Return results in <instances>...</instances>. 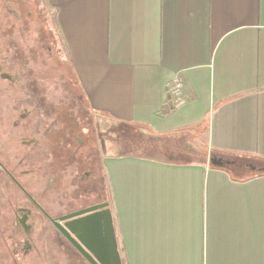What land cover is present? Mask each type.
<instances>
[{"label": "crops", "instance_id": "obj_1", "mask_svg": "<svg viewBox=\"0 0 264 264\" xmlns=\"http://www.w3.org/2000/svg\"><path fill=\"white\" fill-rule=\"evenodd\" d=\"M39 1L89 111L137 135L103 158L123 264H264V0Z\"/></svg>", "mask_w": 264, "mask_h": 264}, {"label": "flooded vegetation", "instance_id": "obj_2", "mask_svg": "<svg viewBox=\"0 0 264 264\" xmlns=\"http://www.w3.org/2000/svg\"><path fill=\"white\" fill-rule=\"evenodd\" d=\"M32 12L29 0H0V264H20V259L31 255L48 257L53 250L56 256V252H65L63 242L90 264L56 225L64 224L61 217L75 211L58 214L51 207L67 205L61 173L65 175L74 166L79 152L88 164L83 175L76 171L71 179L78 196L67 201L68 205L78 197L89 199L87 205H110V201H91L103 192L95 139L92 142V137L75 134L66 137L60 132L61 121L57 117L56 122L51 121L44 87L30 72L26 58L31 47L24 28H28L25 18ZM16 33L22 39L20 47ZM90 125L87 129L91 130ZM101 167L104 169L103 159ZM60 190L58 198L52 195Z\"/></svg>", "mask_w": 264, "mask_h": 264}, {"label": "rangeland", "instance_id": "obj_3", "mask_svg": "<svg viewBox=\"0 0 264 264\" xmlns=\"http://www.w3.org/2000/svg\"><path fill=\"white\" fill-rule=\"evenodd\" d=\"M29 2H31L33 12L30 18H25L28 28L26 27L24 29L27 34L26 42L31 47V50L28 51V57L26 58L30 72L33 76L37 77L40 84L43 85L48 104L51 107V121L54 120L56 122V117L60 119V132L63 130V134H65L66 137L75 134V137L79 136L83 139L92 137V142H94L95 139L97 146V168L99 169L98 172H101L102 175L100 176V182H103V187L101 189L103 192L99 193L98 196L91 201L101 202L103 199L110 201L111 188L110 185L107 184L105 172H103L104 169L101 167V161L106 154L107 140H110V142L112 139L115 142H126L131 139L133 142L138 141L137 135L131 134L128 136L130 133L122 132L120 129L118 131L114 130L110 121L105 118L97 117V115L89 111L86 98H82L83 91L79 86L70 59L61 45H59L56 29H54V26L51 24L52 17L49 18L48 22H45V17L40 16L43 15L40 13L41 9H39L40 1L29 0ZM42 34V38H39ZM15 38L20 47V45H22V39L19 33L15 34ZM24 44L26 45V43ZM75 94L78 95V97ZM88 123L91 124L92 131L87 129ZM75 145L80 147L76 142ZM138 147L139 146L131 143L126 145L125 149L133 152H140L141 149ZM83 149H85L84 146H82L81 151H83ZM81 154L80 152L77 154L76 161H74L76 163L71 168L69 167L70 171L68 169L66 170L65 175H67V177L61 173V186L64 189L63 196L65 204L67 205H51L53 211L58 212V214H66L69 210L76 211L93 206L87 205L89 199L86 200L80 197L76 198L77 200L74 204L71 201L72 205H68L69 203L67 202L74 196H78L76 190H74L76 183L72 182L71 179L76 174V171L82 175L84 171H86L85 169L88 162L84 164L85 159H82L85 158V156ZM78 182L80 183L81 179H78L77 183ZM62 192L61 190L59 194L52 192V195L58 198L62 195ZM38 245H40V242H38ZM55 248L56 246L54 249ZM63 249L65 252H56L58 253L56 256H53L55 254L53 250V253L48 257L40 258L38 255H31L30 257L22 258V260L20 259V264H88L82 256L70 248L67 242H63Z\"/></svg>", "mask_w": 264, "mask_h": 264}, {"label": "water", "instance_id": "obj_4", "mask_svg": "<svg viewBox=\"0 0 264 264\" xmlns=\"http://www.w3.org/2000/svg\"><path fill=\"white\" fill-rule=\"evenodd\" d=\"M223 165L224 160L214 159ZM56 225L90 264H123L109 203H100L61 217Z\"/></svg>", "mask_w": 264, "mask_h": 264}, {"label": "trees", "instance_id": "obj_5", "mask_svg": "<svg viewBox=\"0 0 264 264\" xmlns=\"http://www.w3.org/2000/svg\"><path fill=\"white\" fill-rule=\"evenodd\" d=\"M246 166V167H245ZM247 166H249L248 164H244L243 167H245L246 169L248 168ZM227 167L231 168L233 173L237 176H241L243 178H247V177H250L251 175H253V173L251 172V170L248 168L246 170V172L240 170L241 168V165L240 164H237V161L235 163H230V164H227ZM257 171L256 172H264V169H256ZM254 172V173H256ZM250 175V176H249Z\"/></svg>", "mask_w": 264, "mask_h": 264}, {"label": "built area", "instance_id": "obj_6", "mask_svg": "<svg viewBox=\"0 0 264 264\" xmlns=\"http://www.w3.org/2000/svg\"><path fill=\"white\" fill-rule=\"evenodd\" d=\"M172 85H173L172 86V92L175 93V94H178L182 90V88L184 86V84H183V82H182V80L180 78H175L173 80Z\"/></svg>", "mask_w": 264, "mask_h": 264}]
</instances>
